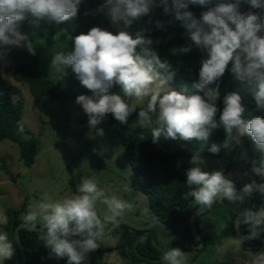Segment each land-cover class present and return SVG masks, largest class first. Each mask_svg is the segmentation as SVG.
<instances>
[{
  "label": "clouds",
  "instance_id": "obj_1",
  "mask_svg": "<svg viewBox=\"0 0 264 264\" xmlns=\"http://www.w3.org/2000/svg\"><path fill=\"white\" fill-rule=\"evenodd\" d=\"M248 2L247 11H241V0L220 2L213 7H207L210 0H105L98 9H106L113 24L123 22L125 26L149 15L155 8H162L165 14L174 10L175 18L184 22L190 43L172 49V54L176 55L177 51L188 54L193 48L206 54L200 61L199 78L192 84L203 95H185L170 88L162 90L166 81L157 83L159 70L167 73L168 80L175 72L170 63L161 59L153 47L154 41L142 33L133 38L124 30L114 34L92 27L87 33L76 35L72 51L55 54L51 64L71 68L82 86L93 93L76 98L89 117L90 128H96L107 114L127 124L129 117L137 112V105L147 98L137 118L142 126L155 123L153 143L161 138L207 141L214 130L222 128L223 145L213 144L211 153H218L221 146L225 149L229 145L239 146L244 136H249L264 153V116L245 120V107L237 92L224 95L222 110L218 107L219 84L230 70L235 79L257 87L254 93L257 111L264 112V0ZM81 3L82 0H0V57L6 56L11 46L24 47L31 55L36 54L29 35L19 31L18 22L27 19L38 25L41 19H47L59 25L76 17ZM197 5L207 9L199 18L189 10ZM156 23L157 27L163 26L159 21ZM114 85L121 87L123 97L110 94ZM18 131H24L22 124L18 125ZM97 134L103 136V130L98 129ZM202 162L200 156L193 155L190 161L193 166L186 170L189 191L184 193L185 199L193 198L200 211L212 208L217 201H241L255 193L264 197V159L259 165L253 162L251 169L261 182L252 180L240 189L221 170L202 171L199 167ZM98 203L106 206L103 216L97 211ZM131 207L127 201L106 194L94 179L82 178L75 194L62 200L45 194L31 204L23 216V226L32 231L39 224L41 240L51 254L66 258L67 264H83L87 254L104 241L106 223H118ZM7 222V217L0 213V224ZM236 223L248 227L245 240L257 239L264 234V207L244 210ZM14 255L7 233L0 232V264ZM161 259L164 264H188L186 253L178 247L164 252ZM251 264H264V252L255 253Z\"/></svg>",
  "mask_w": 264,
  "mask_h": 264
},
{
  "label": "trees",
  "instance_id": "obj_2",
  "mask_svg": "<svg viewBox=\"0 0 264 264\" xmlns=\"http://www.w3.org/2000/svg\"><path fill=\"white\" fill-rule=\"evenodd\" d=\"M220 2H232V0H210L207 7H213ZM103 4H105V0H82L77 16L59 25L47 19H41L38 25H34L26 19L18 22L17 27L19 29L40 30V37L46 41L48 46L54 44L55 35L66 29L68 33L67 40L58 51V53L63 52L65 54L72 51L73 38L81 33H87L92 27H100L114 34L124 30L131 34L133 38L138 33H142L145 37L154 41L153 47L157 50L161 59L171 64L175 75L169 81L173 84L174 90L184 92L188 89V95H203L202 92L194 89L192 84L199 78L200 61L206 58V54L196 48H193L188 54H181L178 51L176 55L172 54V49H178L190 43L186 36V29L183 26L184 22L175 18L174 10L169 14H165L162 8H155L149 15L133 21L130 26L123 24L124 29H121L114 27L109 22L104 14L105 10L98 11ZM249 7L248 0H241V11H247ZM189 10L199 18L201 12L207 9L197 5L190 6ZM252 10L262 11L260 9ZM157 21L161 22L163 26L157 27ZM33 47L36 49L35 55H31L23 47L18 49L9 61L14 65V81L19 84H27L38 103L42 97L47 96L52 105L61 106L72 103L79 95L91 93L90 90L82 86L71 68L59 67L61 77L58 80L45 76L39 64L41 53L39 49ZM230 67L229 65V69ZM159 71L167 78V73L164 70ZM251 85L254 84L239 81L234 78L230 70L226 71L219 84L221 100L218 102V107L222 110L224 95L229 92H237L242 97V103L245 107L243 117L245 120L257 115L264 116V112L257 111L254 100V93L258 89L256 88L253 92L245 89V86ZM120 90L122 89L119 85H114L109 92L110 94H119ZM19 93V87L10 84L0 69V140L8 139V141L16 143L19 146L20 159L25 165L32 166L35 164L38 155L39 138L23 120L25 102L17 98ZM141 108L143 107L137 105V112L129 117L127 124H121L111 114H108L110 123L120 138L124 155L145 192L153 219L168 222V225L176 234L184 237L190 243L198 244V240L192 235L190 225L193 213L199 206L194 203L193 198H184V193L189 191L186 185V170L193 166L190 163L193 155L213 156L223 172L227 174L232 169L235 157H237L241 147L247 153L250 166H253V162L259 165L260 154L249 136L242 137L239 146L229 145L227 149L221 146L218 153H211L209 149L213 144L223 145L225 133L222 128L214 130L207 141L196 139L191 141L164 140L161 138L158 143H153L152 134L126 131L133 123L138 122L137 115ZM19 124L23 125L24 131L22 133L18 131ZM177 142H179L178 145H176ZM252 200L250 208H258L264 202V197L259 193H255ZM246 204L245 200L236 202L224 200L223 202L217 201L212 206V208L231 206L230 233L237 239L235 219ZM26 207L27 201L24 200L20 209H10L6 212L8 222L4 225V230L15 249V255L9 264L22 263V255L15 239V229L22 222L21 217L26 211ZM212 208L199 212L196 219L197 232L203 236L206 244L203 249L207 247L208 237L200 227V219ZM147 222L145 221L144 224ZM107 227L105 226V229ZM156 227L153 226L144 230L135 229L126 224H118L111 232V239L116 241V246L112 248L107 246L105 249L98 248L87 254L83 264H110L98 259L112 249L131 259L149 264H164L161 259L163 251L157 245ZM239 230L244 237L248 235L246 225L240 224ZM20 234L27 254V264H67L66 258L55 257L50 253V249L44 246L41 240V231H29L26 227H23ZM261 235L264 236V234ZM245 242L247 244H261L259 238L245 240ZM194 261L195 258L188 259V264Z\"/></svg>",
  "mask_w": 264,
  "mask_h": 264
},
{
  "label": "rangeland",
  "instance_id": "obj_3",
  "mask_svg": "<svg viewBox=\"0 0 264 264\" xmlns=\"http://www.w3.org/2000/svg\"><path fill=\"white\" fill-rule=\"evenodd\" d=\"M106 11L105 9L104 14L109 22L116 28L124 29L123 22L113 24ZM19 31L28 34L33 46L39 49L41 53L39 64L44 75L60 79L59 67L52 65L51 61L65 44L67 30L63 29L55 35L52 46H48L40 37V30L19 29ZM21 48L23 47L11 46L7 55L0 58V69L6 80L20 89L17 98L25 102L23 120L32 132L38 135L39 150L35 164L27 166L20 159L19 146L16 143L8 139L0 140V213L6 216L8 210L20 209L23 201L26 200V211L21 217L23 222V216L29 206L41 200L45 194L54 200H62L77 192L82 178H90L94 179L98 187L106 194L115 195L131 204V209L126 211L121 220H129L135 224H143L145 221H148L146 223L148 224L156 220L152 217L148 199L124 155V148L110 123L108 114L96 128H90L89 117L82 106L76 103V99L70 104L56 106L51 104L47 96H44L38 103L27 84L14 81V65L9 59ZM160 81H166L162 86L163 91L169 88L174 90L173 84L161 72L157 83ZM256 88L255 85L245 86L246 91L249 92L255 91ZM181 93L188 95L189 91L186 89ZM119 94L123 97L122 90ZM87 95L92 96L93 93ZM146 103L147 98L138 106L144 107ZM155 126V123L142 126L139 122H135L126 131L151 135L152 128ZM98 129L103 130V136L97 134ZM178 144L179 142L176 143ZM256 150L260 154L261 161L264 159V153L257 148ZM200 157L203 161L199 165L202 171H223L213 156ZM235 158L246 160L247 153L243 147ZM97 211L103 216L106 213V206L98 203ZM231 217L230 205L212 208L201 217L200 227L208 237L206 249H190L167 233L160 225H155L157 226V245L163 253L172 247L180 248L189 260L195 258L191 264H251L252 256L255 253L264 252V249H248L239 239L232 236ZM109 225L110 223H106L105 226ZM0 232L6 233L3 224H0ZM108 246L111 248L116 246V241L110 238ZM98 260L110 264H149L131 259L115 249L104 253ZM11 262L12 259L6 260L4 264Z\"/></svg>",
  "mask_w": 264,
  "mask_h": 264
},
{
  "label": "water",
  "instance_id": "obj_4",
  "mask_svg": "<svg viewBox=\"0 0 264 264\" xmlns=\"http://www.w3.org/2000/svg\"><path fill=\"white\" fill-rule=\"evenodd\" d=\"M245 201L247 202V204L245 205V207L238 213V215L236 216V219H235V224H236V233H237V237L239 239V241L241 242V244L248 248V249H264V236L263 235H260L258 238L260 239V243L258 244H247L245 242V239H244V236H243V233L239 230V227H240V224L238 225L236 222L237 220L239 219V216L240 214L250 208L253 200H252V197H248V198H245ZM259 207H264V202L262 203V205H259ZM199 212H201L199 210V207L195 210V212L193 213V216H192V219H191V232H192V235L198 240V244L196 243H190V241L186 240L184 237L176 234L172 229L171 227L168 225V222L166 221H163V220H159V219H156L154 220L152 223H148V224H135L129 220H121L119 219L118 223L116 224H110L106 229H105V237H104V241L101 243L100 245V249H105L108 245H109V240L111 238V232L112 230L114 229L115 226H117L118 224H126V225H129L130 227L132 228H135V229H149L155 225H160L162 226L166 231L167 233H169L171 236H173L175 239L181 241L183 244H185L186 246L190 247V249H202L205 247V241H204V238L203 236L197 232V229H196V219H197V216L199 214ZM23 222H20L16 229H15V239H16V243H17V246L21 252V255H22V263L21 264H27V254H26V251H25V248L22 244V238H21V234H20V230L21 228H23ZM33 231H41L40 230V226H36V228L33 230Z\"/></svg>",
  "mask_w": 264,
  "mask_h": 264
},
{
  "label": "crops",
  "instance_id": "obj_5",
  "mask_svg": "<svg viewBox=\"0 0 264 264\" xmlns=\"http://www.w3.org/2000/svg\"><path fill=\"white\" fill-rule=\"evenodd\" d=\"M251 169L252 166L249 165L248 156L244 161L235 158L232 169L227 174H224L228 176L229 179L233 180L237 189H240L244 184L249 183L252 180H256L258 183L261 182L260 178L255 176ZM245 173H247V175H245Z\"/></svg>",
  "mask_w": 264,
  "mask_h": 264
}]
</instances>
